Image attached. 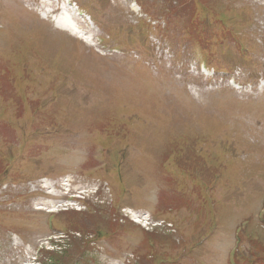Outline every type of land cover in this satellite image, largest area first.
Masks as SVG:
<instances>
[{
	"label": "rangeland",
	"instance_id": "374dc122",
	"mask_svg": "<svg viewBox=\"0 0 264 264\" xmlns=\"http://www.w3.org/2000/svg\"><path fill=\"white\" fill-rule=\"evenodd\" d=\"M80 1L97 21L78 41L20 0H0V264H138L152 252L145 264H264V0H195L202 12L189 5L168 23V0H139L153 14L144 19L118 0ZM196 13L193 40L183 29ZM102 34L131 61L102 49ZM205 58L244 90L205 82ZM134 64L126 83L111 79ZM98 146L107 166L85 176ZM84 191L83 204L103 213L64 203ZM111 219L122 230L114 239Z\"/></svg>",
	"mask_w": 264,
	"mask_h": 264
}]
</instances>
